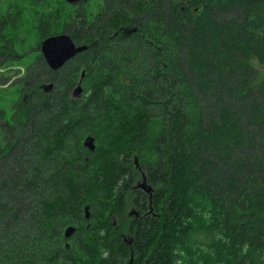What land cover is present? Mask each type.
I'll list each match as a JSON object with an SVG mask.
<instances>
[{
    "label": "trees",
    "instance_id": "16d2710c",
    "mask_svg": "<svg viewBox=\"0 0 264 264\" xmlns=\"http://www.w3.org/2000/svg\"><path fill=\"white\" fill-rule=\"evenodd\" d=\"M95 2L33 0L28 60L21 24L0 35L25 68L0 107V264H264V0ZM60 30L86 49L52 70Z\"/></svg>",
    "mask_w": 264,
    "mask_h": 264
},
{
    "label": "rangeland",
    "instance_id": "374dc122",
    "mask_svg": "<svg viewBox=\"0 0 264 264\" xmlns=\"http://www.w3.org/2000/svg\"><path fill=\"white\" fill-rule=\"evenodd\" d=\"M44 5L49 7L51 10L58 9L60 7H63L65 9V0H43ZM89 3L93 6L96 4L95 0H89ZM34 5L33 0H1L0 1V12L4 15L3 21L0 20V35L2 36V30L5 32L9 31V26H12L13 24L22 25L21 28L16 29L13 34L18 36L20 42L28 41V44L19 49L20 50V56L25 59H20L21 61L28 60L29 58H32L35 56L36 53V34H34V30L31 29V26L33 24V18H34V12L36 10L40 11V5L37 6H30ZM71 5V4H69ZM40 9V10H39ZM8 19V20H7ZM55 26H57V30L59 28H62L64 24L59 23V21L55 22ZM54 26V27H55ZM60 33L61 30H60ZM58 32V34H60ZM68 34V33H67ZM2 39H5L4 36H2ZM21 38L23 40L21 41ZM42 41V40H41ZM39 51H40V45H39ZM2 57V56H1ZM252 66L255 68L256 74H257V83L261 81V79L264 77V66L257 63L255 60H251ZM24 67L20 66L18 63H16L13 66H0V100L3 101L4 104L1 103L0 107H7L6 100H9L13 97V86L12 82L16 81L19 77L22 76V73L24 71ZM7 115H10V111H7Z\"/></svg>",
    "mask_w": 264,
    "mask_h": 264
},
{
    "label": "water",
    "instance_id": "95a60500",
    "mask_svg": "<svg viewBox=\"0 0 264 264\" xmlns=\"http://www.w3.org/2000/svg\"><path fill=\"white\" fill-rule=\"evenodd\" d=\"M69 4H76L79 2H84L86 0H65ZM86 49V45H76L71 38V36L67 33H60L56 35H50L45 37L40 42V53L44 58L46 64L52 70H56L63 66L69 59L73 58L76 54L84 51ZM82 77V76H81ZM50 85L47 87L49 88ZM81 92V86L78 84L73 90V96L78 97ZM84 146L92 151L94 149L93 138L91 136H87L83 141ZM135 164L137 165V159L134 158ZM136 188L143 189L146 193H149V198H151V190L152 187L150 184H147L145 177L142 178L141 182L137 183ZM85 217H88L87 206L84 207ZM150 211H152L150 209ZM133 212H130V215ZM135 214V213H134ZM75 231V227L69 226L64 231V236L66 238L70 237ZM132 255V254H130ZM132 262V257H130L129 261L126 264H130Z\"/></svg>",
    "mask_w": 264,
    "mask_h": 264
},
{
    "label": "flooded vegetation",
    "instance_id": "af4514ba",
    "mask_svg": "<svg viewBox=\"0 0 264 264\" xmlns=\"http://www.w3.org/2000/svg\"><path fill=\"white\" fill-rule=\"evenodd\" d=\"M71 5H74V4H71ZM3 18H4V15L2 16L1 14H0V20L1 21H3ZM8 20V19H7ZM21 52H19V54H20ZM7 52L5 51V50H3V49H1L0 48V61L2 60V61H4V62H6L7 61V59L9 58L8 56H7ZM2 56V57H1ZM11 56V55H10Z\"/></svg>",
    "mask_w": 264,
    "mask_h": 264
}]
</instances>
